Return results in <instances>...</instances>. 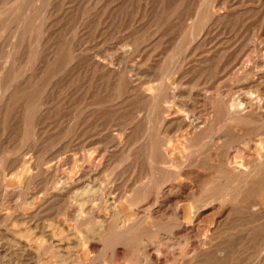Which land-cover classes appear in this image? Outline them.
I'll use <instances>...</instances> for the list:
<instances>
[{
	"label": "rangeland",
	"instance_id": "1",
	"mask_svg": "<svg viewBox=\"0 0 264 264\" xmlns=\"http://www.w3.org/2000/svg\"><path fill=\"white\" fill-rule=\"evenodd\" d=\"M0 185V264H264V0H0Z\"/></svg>",
	"mask_w": 264,
	"mask_h": 264
},
{
	"label": "bare ground",
	"instance_id": "2",
	"mask_svg": "<svg viewBox=\"0 0 264 264\" xmlns=\"http://www.w3.org/2000/svg\"><path fill=\"white\" fill-rule=\"evenodd\" d=\"M16 72V71H15ZM163 101V100H162ZM238 103V102H237ZM231 107V106H230ZM232 109V108H231ZM231 111V110H230ZM229 112V111H228ZM231 112H233V111H231ZM236 113V112H235ZM231 115H233V113H231ZM231 115H230V117H231ZM236 116H237V113L235 114ZM240 115V114H239ZM175 119V118H174ZM187 121V120H186ZM182 123V122H181ZM208 127V126H207ZM193 131V130H192ZM121 154V153H120ZM159 156V155H158ZM23 158V157H22ZM99 160H100V158H99ZM25 161V160H24ZM29 161V160H28ZM13 162H15V161H13ZM30 163V162H29ZM27 165H30V164H27ZM95 166H96V162H95ZM32 167V166H31ZM19 169V168H18ZM27 170V169H26ZM240 170V169H239ZM42 171V170H41ZM90 171H92V169L90 170ZM80 172V171H79ZM82 172V171H81ZM12 173V172H11ZM83 173V172H82ZM85 173V172H84ZM10 174V173H9ZM87 174V173H86ZM54 176V175H53ZM83 176V175H82ZM26 177H28V176H26ZM87 177V176H86ZM158 177V176H157ZM19 178V177H18ZM83 178H85V177H83ZM82 178V179H83ZM72 179V178H71ZM86 179V178H85ZM79 180H80V176L79 175H76L70 182H66V183H64V185L62 186V187H58V186H55L54 185V187H51L53 190H54V192L55 193H57V194H61V193H63L65 190H67V189H74L73 190V192H72V196L69 198V205L71 204L73 207H74V210H73V212H72V214L70 215V219L72 220V221H74V223L76 224V225H78L79 227H83V229H81L82 230V232H84V233H87L88 231H87V228H86V226H85V222L86 221H84V217H83V213H86V215H89V217H91L96 211V208H95V206L93 205V202L94 201H102L105 205L107 204L108 206L106 207V209L107 210H111L112 212L111 213H113V214H111L112 215V217L109 219V220H99V221H96V222H98L97 223V229H96V231H93L92 232V236H91V234H90V236H88V237H90L91 239H93V240H96L98 243H101V244H104V237H107V236H113L114 235V238L116 239V238H119V239H121V240H125V242H126V240L127 239H129V237H132V234H131V228H130V226H129V224L126 222V219L124 218V203L123 204H111V203H109L108 201H106V200H104V195L102 194V190L103 189H100V188H98V187H92V186H89L88 184H82L81 186H79V187H73L74 185H77L78 183H79ZM156 183V182H155ZM1 186V185H0ZM44 186V185H43ZM52 186V185H51ZM168 186V185H167ZM3 187V186H2ZM111 187V186H110ZM174 187V186H173ZM171 188V187H170ZM186 188V187H185ZM3 189V188H2ZM42 189H43V187H42ZM156 189V188H155ZM188 189V188H187ZM18 190V189H17ZM105 190V189H104ZM104 190H103V192H104ZM68 191V190H67ZM191 191V190H190ZM20 192V191H19ZM106 192V191H105ZM169 192V191H168ZM1 193V192H0ZM65 193V192H64ZM8 194V193H7ZM50 194H52V193H50ZM62 195V194H61ZM65 195V194H64ZM2 196V195H1ZM35 196V195H34ZM33 196V197H34ZM39 196V195H38ZM70 196V195H69ZM113 196V195H112ZM171 196V195H170ZM56 197V196H55ZM64 197V196H63ZM5 198V197H4ZM18 198V197H17ZM60 198V197H59ZM58 198V199H59ZM119 197H117V199H118ZM27 199V198H26ZM53 199V198H52ZM57 199V198H56ZM106 199V198H105ZM126 199V198H125ZM43 200V199H42ZM63 200V199H62ZM65 200V199H64ZM17 201V200H16ZM27 201V200H26ZM167 201V200H166ZM15 202V201H14ZM29 202V201H28ZM61 202V201H60ZM170 202V201H169ZM64 203V202H63ZM66 203V202H65ZM116 203V202H115ZM135 203V202H134ZM19 204V203H18ZM25 204V203H24ZM57 204V203H56ZM60 204V203H59ZM58 204V205H59ZM173 204V203H172ZM27 205H29V203H27ZM39 205V204H38ZM68 205V204H67ZM30 206V205H29ZM28 207V206H27ZM41 207V206H40ZM71 207V206H70ZM73 207H71V208H73ZM17 208V207H16ZM153 208V207H152ZM12 209V208H11ZM14 209H15V207H14ZM41 209V208H40ZM59 213V212H58ZM153 213V212H152ZM157 214V213H156ZM108 215V214H107ZM166 215V214H165ZM179 215V214H178ZM106 216V215H105ZM27 217V216H26ZM107 217V216H106ZM162 217V216H161ZM36 218V217H35ZM25 219V218H24ZM101 219V218H100ZM3 220V219H2ZM15 220V219H14ZM26 220H28V218H26ZM31 220V219H30ZM39 220V219H38ZM37 220V221H38ZM97 220H98V218H97ZM32 222V221H31ZM67 222V221H66ZM96 222H95V224H96ZM131 222V221H130ZM133 222V221H132ZM12 223V222H11ZM26 223H27V221H26ZM3 224V223H2ZM18 224V223H17ZM22 224V223H21ZM38 224V223H37ZM156 224V223H155ZM87 225V224H86ZM136 225V224H135ZM31 226V225H30ZM44 226V225H43ZM88 226V225H87ZM10 227V226H9ZM33 227V226H32ZM56 228V227H55ZM133 228V227H132ZM27 229V228H26ZM31 229V228H30ZM36 229V228H35ZM41 229H43V228H41ZM46 229V228H45ZM135 229H136V227H135ZM28 230H29V228H28ZM89 230H91V228L89 229ZM192 230V229H191ZM14 231V230H13ZM26 231V230H25ZM29 231H31V230H29ZM43 231V230H42ZM59 231V230H58ZM57 231V232H58ZM61 231V230H60ZM59 231V233H61ZM63 231V230H62ZM69 231V230H68ZM213 231V230H212ZM11 232V231H10ZM16 232V231H15ZM15 232H12L11 234H10V236L6 233V238L8 237V239H9V241H12V240H10V239H13L14 241H16L15 242V244H18L19 243V245H21V246H24V244H23V242H22V240H20V239H17L16 238V233ZM19 232V231H18ZM49 232V231H48ZM53 232H55V231H53ZM112 232V233H111ZM137 232V231H136ZM155 232V231H154ZM188 232V231H187ZM211 232V231H210ZM21 233V232H20ZM19 233V234H20ZM56 233V232H55ZM59 233H57V234H59ZM63 233V232H62ZM61 233V234H62ZM70 233V232H69ZM152 233V232H151ZM157 233V232H156ZM163 233H165V232H163ZM183 233V232H182ZM56 234V235H57ZM139 234V233H138ZM147 234H148V232H147ZM168 234V233H167ZM186 234V233H185ZM37 235V234H36ZM42 235V234H41ZM65 235H66V233H65ZM75 235V234H74ZM146 235V234H145ZM150 235V234H149ZM111 236H110V238H111ZM133 236H135V235H133ZM137 236V235H136ZM159 236V235H158ZM189 236V235H188ZM22 237V236H21ZM20 237V238H21ZM56 237V236H55ZM61 237V236H60ZM151 237V236H150ZM153 237V236H152ZM166 237H167V235H166ZM171 237V236H170ZM181 237V236H180ZM183 237V236H182ZM181 237V238H182ZM25 238H27V237H25ZM29 238H30V235H29ZM38 238H40V237H38ZM45 238V237H44ZM67 238V237H66ZM135 238V237H134ZM192 238V237H191ZM199 238V237H198ZM34 239H35V237H34ZM42 240H43V238H41ZM49 239H50V236H49ZM57 239V238H56ZM59 239V238H58ZM64 239V238H63ZM81 239H83V238H81L80 236H74V238L72 239L73 241L72 242H74L73 244H76L75 246H78L79 244H80V242H81ZM119 239H117V240H119ZM26 239H24V241H25ZM62 240V239H61ZM71 240V239H70ZM108 239L106 238V241H107ZM164 240V239H163ZM27 241H30L29 239H27ZM43 241H45V240H43ZM52 241V240H51ZM63 241V240H62ZM109 241H111V240H109ZM120 241V240H119ZM117 241L119 244H121L122 242L124 243V241ZM161 241H162V239H161ZM160 241V242H161ZM168 241V240H167ZM40 242V241H39ZM38 242V243H39ZM52 242H55L56 243V241H52ZM58 242V241H57ZM68 242V241H67ZM164 242V241H163ZM27 243V242H26ZM30 243V242H29ZM33 243H34V241H33ZM49 243H50V241H49ZM63 243V242H62ZM83 243V241L81 242V244ZM107 243V242H106ZM112 243V242H111ZM114 243H116V241L114 242ZM113 243V244H114ZM117 243V244H118ZM122 243V244H123ZM169 243V242H168ZM28 244V243H27ZM109 245H110V243H108ZM112 244V245H113ZM117 244L115 245V246H117ZM129 244V243H128ZM184 244V243H183ZM112 245H110L111 246V248H113L112 247ZM28 246V245H27ZM30 246H32V245H30ZM39 246V245H38ZM51 246V245H50ZM49 246V247H50ZM63 246V245H62ZM104 246H106V245H104ZM108 246V245H107ZM114 246V247H115ZM119 246V245H118ZM117 246V247H118ZM121 246V245H120ZM26 247V246H25ZM90 247H92V246H90ZM161 247H162V245H161ZM174 247V246H173ZM195 247V246H194ZM199 247V246H198ZM201 247V246H200ZM28 248V247H27ZM42 248V247H41ZM62 248V247H61ZM97 248V247H96ZM95 248V249H96ZM99 248V247H98ZM109 248V247H108ZM107 248V249H108ZM116 248V247H115ZM31 249H33V248H31ZM36 249H37V247H36ZM65 249V248H64ZM99 249H101V250H103L102 248H99ZM114 249V248H113ZM118 249V248H117ZM168 249V248H167ZM66 250V249H65ZM78 250V249H77ZM115 250V249H114ZM123 250H124V248H123ZM123 250H121V251H119V250H116V251H113L114 252V254L113 255H115L117 258H119V259H121V258H123V256L122 255H124V253H123ZM127 250V249H126ZM165 250H166V248H165ZM176 250V249H175ZM22 251V250H21ZM96 251V250H95ZM107 251V250H106ZM110 253H111V250H108ZM141 251V250H140ZM28 252V251H27ZM36 252V251H35ZM78 252V251H77ZM90 252H92V251H90ZM128 252V251H127ZM126 252V253H127ZM129 252H131V250H129ZM133 252V251H132ZM159 252V251H158ZM162 252H163V250H162ZM11 253V252H10ZM29 253V252H28ZM164 253V252H163ZM13 254V253H12ZM11 254V255H12ZM36 254V253H35ZM77 254V253H76ZM79 254V253H78ZM107 254V253H106ZM132 254V253H131ZM159 254V253H158ZM177 254V253H176ZM198 254V253H197ZM28 255V254H27ZM26 255V256H27ZM32 255V254H31ZM37 255V254H36ZM50 255V254H49ZM58 255V254H57ZM56 255V256H57ZM61 255V254H60ZM68 255V254H67ZM74 255V254H73ZM126 255V254H125ZM130 255V254H129ZM179 255V254H178ZM5 256V255H4ZM20 256H21V254H20ZM29 256V255H28ZM59 256V255H58ZM78 256H80V255H78ZM77 256V257H78ZM111 256V255H110ZM142 256V255H141ZM3 257V255L1 256V258ZM33 257V256H32ZM50 257V256H49ZM62 257V256H61ZM66 257V256H65ZM73 257V256H72ZM104 257V256H103ZM126 257H127V255H126ZM142 257H144L146 260H148V263L149 264H163L161 261H159L158 259H156L149 251H147V250H144V252H143V256ZM167 257V256H166ZM193 257V256H192ZM5 258V257H4ZM8 258V257H7ZM25 258V257H24ZM53 258V257H52ZM63 258V257H62ZM74 258V257H73ZM73 258H71V260L73 259ZM100 258V257H99ZM112 258H113V256H112ZM138 258H140V257H138ZM59 258H57V260H58ZM61 259V258H60ZM124 259H125V257H124ZM165 259V258H164ZM166 259H168V258H166ZM183 259V258H182ZM5 260V259H4ZM28 260H29V258H28ZM30 260H32V258L30 259ZM50 260V259H49ZM48 260V261H49ZM53 260H55V259H53ZM57 260H55V262L57 261ZM63 260L64 261H67V259H65V258H63ZM92 260H95L94 258L92 259ZM117 260V259H116ZM161 260V259H160ZM169 260V259H168ZM193 260V259H192ZM14 261V260H13ZM17 261V260H16ZM21 261V260H20ZM48 261H43L42 259H40L39 257L38 258H36V260L34 261V264H48ZM51 261V260H50ZM81 261H82V259H81ZM113 261V260H112ZM131 261H134V260H131ZM184 261V260H183ZM18 262V261H17ZM25 262V261H24ZM58 262V261H57ZM68 262V261H67ZM70 262V261H69ZM78 262H79V264H80V261L78 260ZM83 262V261H82ZM100 262V261H99ZM98 262V263H99ZM109 262H110V258H109ZM108 262V263H109ZM116 262H118V261H116ZM122 262H123V259H122ZM125 262V261H124ZM145 262V261H144ZM165 262V261H164ZM167 262V261H166ZM5 263V262H4ZM28 263H29V261H28ZM62 263V262H61ZM72 263V262H71ZM108 263H106V264H108ZM111 263V262H110ZM113 263V262H112ZM111 263V264H112ZM127 263V262H126ZM143 263V262H142ZM8 264V263H7ZM32 264H33V262H32ZM54 264H57V263H54ZM58 264H60V262L58 263ZM64 264H66V263H64ZM74 264V263H73ZM84 264H87V263H84ZM88 264H92V263H88ZM115 264V263H114Z\"/></svg>",
	"mask_w": 264,
	"mask_h": 264
}]
</instances>
